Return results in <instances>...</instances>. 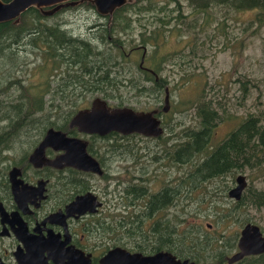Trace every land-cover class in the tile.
<instances>
[{
	"label": "flooded vegetation",
	"instance_id": "1",
	"mask_svg": "<svg viewBox=\"0 0 264 264\" xmlns=\"http://www.w3.org/2000/svg\"><path fill=\"white\" fill-rule=\"evenodd\" d=\"M69 7L71 6L61 8L51 15H44L54 18L61 14L62 18L43 29H58L66 39L79 38L87 41L96 47L95 51L105 54L114 53L116 46L126 58L133 52L140 51L137 67L143 75L135 79L138 88L144 89L139 91L141 94L138 97L159 95L158 99L154 98L158 102L164 94L163 105L161 108H132L143 112L156 109L154 116L160 120L163 132L155 137L136 132L122 134L110 131L100 135L80 131L70 124L71 119L79 110L90 108L95 98L105 100L110 108L120 107L111 105V99L103 98L106 94H119V89L118 93H114L112 86L92 84L90 77L82 75V65L91 61L93 52L86 53L85 50L74 47L67 48L63 42L58 43V49L54 53L66 55L54 56V59L44 58L39 64L35 58V71L46 72L43 78L36 81L27 66L29 62L17 63L19 58L16 56L19 53L16 48L10 49L11 42L8 48L15 52L14 57L11 53L10 58L13 61L12 69L19 73H8L6 69V73L0 75V264H102L103 257L116 249L144 256L171 252L174 215L178 214V223H183L184 214L188 210L186 199L188 200L191 186V163L185 154L182 155L181 164L174 162L169 153H159L161 149L157 148V142H161L157 138L163 137L165 127L168 129V122L164 117L166 118L169 107L167 111H163V107L165 89L169 92L170 106L172 67L168 69L169 76L165 62L160 67L166 70L165 76L156 72L146 61V54L153 47L148 43L135 44L134 40L126 52L120 43L113 42L112 37L107 34L106 38L111 42L105 44L102 41L103 24L96 22L89 26L88 29L93 31L91 35L89 30L74 33V27L66 26L72 15L76 17L77 13L85 10H92L102 17L109 18L111 15L101 14L96 9L72 10ZM94 27L97 28L92 30ZM95 32L99 34L95 35ZM10 35L16 37L14 44L23 38L14 31ZM120 37L123 42H127L126 37ZM0 38L5 39V45L8 43L6 36ZM23 41L22 51H27V54H37L39 47H46L45 44L32 45ZM45 47L40 51L41 57L46 53ZM89 54L91 57H86ZM121 65L123 66V61ZM89 69L87 66L86 70ZM119 80L121 90L129 87L128 83L123 82L127 80L125 76ZM160 80L164 84L157 91L153 81ZM120 95L123 96L121 93ZM49 129L62 133L67 139L84 143V151L97 163V170L83 169L76 165L81 163L89 166L91 164L88 160L52 163L66 154L67 148L71 158L76 157L82 146L70 141L69 146L63 148L60 147L63 146L60 141H53V145H46L42 150L39 145ZM183 134L187 139L188 132L183 131ZM151 142L152 146L149 147L148 143ZM38 149H41L42 154L33 162L31 156ZM150 150L154 151V155L147 154ZM152 162L155 163L153 168ZM180 169L178 173L177 170ZM121 170L127 176L114 178L113 172ZM151 171L154 172L153 177H162L159 187L151 186ZM174 173L177 175L174 176ZM199 173L201 176L207 174L202 170ZM238 175L239 173L233 177L232 186L226 188L227 196L228 191L236 186L235 179ZM113 178L114 187H111ZM217 179L219 178L210 181ZM174 189L178 200L175 204ZM79 196L84 200L74 205ZM184 200L186 202L181 210L175 211V206ZM212 213L218 219L216 213ZM185 231L186 229L177 234L185 236L184 244L187 245L189 242ZM238 237H235L231 251L227 247L229 242H225L224 247L229 253L224 252L223 259L217 264H229L227 258L238 250ZM209 238L215 239L216 232L209 234ZM249 257L255 259L250 258L249 263ZM246 263L264 264V252L246 255L231 264Z\"/></svg>",
	"mask_w": 264,
	"mask_h": 264
},
{
	"label": "rangeland",
	"instance_id": "2",
	"mask_svg": "<svg viewBox=\"0 0 264 264\" xmlns=\"http://www.w3.org/2000/svg\"><path fill=\"white\" fill-rule=\"evenodd\" d=\"M157 1L160 3L164 0ZM81 3L74 7L71 6L69 9L73 10L76 9V7L84 9V7L80 5ZM180 3L182 13L186 16V24L175 25L174 21L170 27L166 26V31L163 32V36L158 39V45L154 46V48H150L149 52L146 54V61L150 66L153 62H158L162 56L167 55L168 57L165 64H167L168 76V69L172 67L170 106L166 118L164 117L168 122V129L165 127L162 138H167L169 143H178L186 140L183 130L195 123L193 119L195 109H192L191 105L201 100L202 97H208L212 98L216 105L224 102L228 106L227 112H229L230 117V119L228 116L221 118L216 125L212 127L210 143L215 145L222 141V139L233 130L240 121V118H243L248 113H257L260 115L264 113V25L261 28L254 29L255 25H253L251 21L254 19L256 10L239 11L231 7L228 8L223 4H217L214 8L206 10L207 12L194 11V9L189 6L187 0H181ZM172 6H174V4L168 5L169 8ZM168 13L171 14V10ZM88 15H90V17H87ZM142 15L145 17L141 16L140 19L132 21V23L134 22V25L131 24L133 28L127 30L125 33L127 34L125 35L126 41L131 39L136 40L135 44L146 43V38L144 42H142L139 32L146 29L147 25L145 21L147 22L146 18H149L150 15L147 13ZM157 15L160 16V12H157ZM111 17H102L92 12V10H85L77 13L76 17L74 15L70 16L68 21L72 22L71 26L74 27V33L78 32V30L81 32L89 30L91 35L93 31H91L90 28L88 29L89 26L96 22L103 24L104 27L108 26ZM61 18L62 16L59 14L54 18H46L44 21L54 23ZM194 22L196 23V27L193 26ZM158 23L153 21L150 23V27H154ZM178 27H181L183 30L180 36H176L175 33H173ZM193 27H195L194 30L192 29ZM95 28L97 27H94L92 30ZM167 28H170V30L168 31ZM11 31L17 33L13 28H10L9 32ZM168 33L170 34L168 35ZM94 34L98 35L99 33L95 32ZM114 36L118 37L119 35L114 34ZM11 39L12 38H9L7 40L9 41ZM19 40L20 41L16 44L12 41V45L10 46V49L16 48L18 50L19 54L16 58L18 57L19 60L17 63L19 62V64H22L23 62H29L27 66L32 72L33 79L36 81L40 80L46 75V72L40 73L39 71H35L37 64H34V60L37 58V62L39 63L41 57L40 51H42L44 47H39L40 51L37 54H27V51H22L24 39L21 38ZM129 48L130 45L126 44L124 50L128 52ZM153 50L156 54L155 57L151 59ZM114 53L117 54L118 50L115 49ZM173 55L176 58L181 56V59L175 58L173 60ZM10 58V55L0 56V75L2 71L3 74H5L6 69L8 73H19L12 69L13 61H11ZM139 58L140 51L133 52L128 58L124 57L122 59L124 66L123 71L128 72V70H130L129 73H132L134 77L140 78L143 74L137 67ZM165 72L166 70L163 69V72H160V74L165 76ZM241 80H248L246 90H243V86L240 83ZM123 82L127 83V80ZM169 84L168 81V85ZM124 90L125 92L123 90L120 91L123 97H128V101H126L124 105L136 107L138 109L161 108L163 105L164 94L160 96V101L157 102L154 96L145 95L143 97H138L133 96L132 91L127 88ZM117 100L118 99H111L109 103L115 105ZM157 143H160V141ZM148 146H152V142L148 143ZM158 147L159 146H157V148ZM142 150L146 149L142 148ZM147 154L154 155V151L150 150ZM154 165L155 163L152 162V168ZM190 168L191 166L189 165V169ZM179 171H181V169L177 170L178 173ZM113 173L115 175L114 178L125 175L122 170ZM150 173L153 177L154 172L151 171ZM238 173L234 172L233 176H226L223 180L217 179L206 183L203 182L200 190H195L194 196L201 191H214L215 189L220 190L222 188L226 189L227 187H231L232 179ZM249 173L250 171L248 170H244V173H242L246 175L248 185L251 182L248 177ZM176 175L177 174L174 173V176ZM114 178L111 181V187H114ZM161 178L162 177H153L151 186L154 188L159 187ZM252 185L256 187L263 186L262 177H256L252 181ZM221 200L224 202L222 203ZM186 201L190 203V197L189 201L187 199ZM186 201H181L175 206L174 210L180 211ZM214 202L217 204L221 202L222 208H224L234 204L236 201L225 196V198L221 197L220 199L215 197ZM189 205L190 209L184 214V222L177 225V233H181L185 230L187 226L190 225V222H198L201 225V232L208 234L223 232L225 235H228V241L230 242V238L234 236L237 238L239 236L241 228L246 224L244 218L246 217L248 221H252L251 223L257 224L264 234V207L257 209L250 205H244L241 207V214L240 211L237 212L235 220L228 216L222 220H218L212 216L211 202H209V200H194L193 203ZM158 216L160 217L163 215ZM215 221H217V224H214ZM208 224H211V226ZM177 233L175 232V234ZM173 234L174 232L172 233V239H174ZM210 256H212V254L204 250V252L199 255V263L209 264L211 262Z\"/></svg>",
	"mask_w": 264,
	"mask_h": 264
},
{
	"label": "trees",
	"instance_id": "3",
	"mask_svg": "<svg viewBox=\"0 0 264 264\" xmlns=\"http://www.w3.org/2000/svg\"><path fill=\"white\" fill-rule=\"evenodd\" d=\"M9 1V0H2ZM181 0H164L158 2L157 0H131L126 2L123 6L116 8L112 13L109 25L101 28L103 33L102 41L107 44L110 43L106 38V35L112 37L113 42H118L124 48L126 44L133 45L134 40H128L127 42L123 41L122 37H125L127 30H131L136 19H140L141 16L145 17L142 14H149L147 19L146 29L140 31L139 34L142 42L146 38V43L151 46L158 45V39L163 36V32L166 31V26H171L174 21L175 25L186 24V16L182 13L181 10ZM189 6L197 11H205L211 8H214L215 5H226L228 8H233L236 10H256L254 19L251 21L255 25V30L261 28L264 25V0H187ZM174 4L171 8L168 5ZM191 4V5H190ZM84 9H95L94 4L90 0H86L80 4ZM74 7V6H72ZM71 8V7H69ZM77 8V7H76ZM171 10V14L168 12ZM157 12H160V16L157 15ZM198 13V12H197ZM199 14V13H198ZM163 15V16H162ZM187 15V14H186ZM47 17L44 16L42 11L34 6L27 9L23 12L18 21H6L0 23V37L6 36L7 39L12 38L5 45V39L0 38V56L1 55H10L11 53L14 57L15 52L9 50L8 46L12 41L16 40V37L10 35V28H13L17 31V35L25 41H28L30 44L34 45L35 43H40L41 45L45 44L46 53L41 57L39 63L44 58L54 59V56H65L66 54L54 53L58 47L56 45L60 42H63L67 45V48H76L77 50H85L86 53L92 51L86 57H91V61L84 63L82 66L84 69L81 71L82 75H86L92 79V84H106L114 88V93H118V90L121 91V82L119 78L126 76L127 83L129 87L128 90L132 91L133 96H139L143 91V87L138 88L137 79L132 75V73L123 71V66L121 65L122 59L125 55L120 51L119 47L116 46L115 49L118 50V53L108 54L102 53L100 51H95L96 47H93L87 41H83L79 38L66 39L63 37L62 33L58 32V29L49 27L48 29H43L44 26H49L52 23L44 21ZM160 22L154 27H150L151 22ZM72 22H69L66 26L70 27ZM196 23H193L195 26ZM73 27V26H72ZM196 27V26H195ZM195 27L192 29L194 30ZM169 31L170 28H167ZM182 28L178 27L173 31L175 35H182ZM23 34V35H22ZM114 34L119 35L118 37H113ZM170 33H168L169 35ZM167 36V33H166ZM96 40V39H94ZM120 40V41H119ZM92 47V48H91ZM52 49V50H51ZM14 50V49H12ZM51 50V51H50ZM6 53V55H5ZM156 52L152 51L151 59L155 57ZM12 57V56H11ZM167 55L162 56L158 62H153L151 66L156 72H163V69L160 68L161 65L166 61ZM176 57L173 55V60ZM176 59H181V56H178ZM120 62V64H118ZM38 63V64H39ZM81 66V65H80ZM89 66L90 69L86 70V67ZM3 74V71L1 72ZM115 76V78L113 77ZM83 80V84H84ZM154 87L159 91L164 84L163 81H153ZM241 85L243 90H246V85L248 80H241ZM125 92V90H123ZM159 96V95H158ZM155 96V99L159 97ZM103 98L106 99H118L116 106H122L128 97H123L119 94H106ZM79 105V103H78ZM192 109H195V115L193 119L195 120V125L185 128L183 131L188 132V138L182 142L178 143H169L167 138L159 137L158 140H161L158 143L159 153H169L174 162L181 164L183 160L182 155L185 154L188 157L189 162L191 163L192 172L190 173L191 186L189 188L190 203L187 204V208L190 209V205L194 200L211 202L212 212H215L218 220L224 218L232 217L236 219V214L240 211L241 207L244 205L253 206L257 209L264 207V113L263 115L257 113H248L243 118H240L238 124L233 128V130L224 138L222 141L218 142L215 145L210 144L211 140V130L214 125L221 119L226 116L229 117V112H227L228 106L222 102L216 105L212 98L202 97L201 100L197 101L195 104L191 105ZM230 119V117H229ZM183 140V139H182ZM162 146V147H160ZM210 146L212 148L210 149ZM200 167L202 169H200ZM199 170L206 172V175L201 176ZM244 170L250 171L248 177L251 182L247 188L243 191L241 199L237 200L234 204L229 205L228 207L222 208L221 200L220 204L214 202L215 197L220 199L221 197L227 196L226 189L222 188L217 191H201L196 196H194L195 190H200V185L204 182H209L210 179L219 178L223 180L226 176L232 175L236 172L239 174L244 173ZM241 172V173H240ZM235 175V174H234ZM256 177H262L263 186L256 187L252 185V181ZM176 184V183H175ZM174 204L176 201V189H174ZM199 196V198H198ZM194 198V199H193ZM174 222V231L177 233V225L179 224L177 217L178 214H175ZM247 222L246 217H244ZM190 225L186 228L187 238H188V250L187 245L184 244L185 236H180L175 234L173 246L170 247V251L175 253L177 256L185 259H190L199 263V255H201L204 250L212 254L210 256L211 262L209 264H217L221 261L224 256V252L228 253L225 249V242H229L228 235H225L223 232H216V238H209L208 233L201 232V225L198 222H190ZM217 224V221L214 222ZM213 225V223H212ZM236 236L230 238V242L227 244L229 250L234 248V239ZM231 240L233 243H231ZM185 246V247H184ZM208 257V255H207ZM250 258L255 259L254 257L247 258V262H251Z\"/></svg>",
	"mask_w": 264,
	"mask_h": 264
},
{
	"label": "water",
	"instance_id": "4",
	"mask_svg": "<svg viewBox=\"0 0 264 264\" xmlns=\"http://www.w3.org/2000/svg\"><path fill=\"white\" fill-rule=\"evenodd\" d=\"M82 0H9L7 2L0 0V23L6 21H18L19 16L30 7L34 6L42 11L44 15H51L57 10L78 5ZM95 9L101 14L112 15L116 8L123 6L126 2L131 0H90ZM164 107L163 111H167L169 107V92L165 89ZM157 110L148 112L136 111L129 106H120L110 108L105 100L95 98L92 105L88 109L79 110L71 119V125L76 126L80 131L87 133H97L104 135L110 131L120 132L122 134H129L132 132L141 133L146 136H159L163 129L160 125V120L154 116ZM53 141H60L65 148L69 146L70 141L82 146L81 152L74 158H71L68 148L66 154L60 158L52 161L58 163L62 160L70 163V161H87L91 164L84 166L81 163L76 165L79 168L97 170V163L89 157L84 151V143L80 140H70L60 132H55L49 129L45 138L39 145L43 148L46 145H53ZM56 147V146H55ZM59 147V146H58ZM40 149V150H41ZM34 152L31 156V161L36 162L39 159L41 151ZM43 156V155H42ZM100 172V170H98ZM236 186L228 191V196L235 201L239 200L245 187L247 180L245 175L239 174L236 177ZM82 196L77 197L74 205L82 200ZM73 207V206H72ZM237 252L233 253L227 258L229 264L244 257L246 255H256L264 252V235L260 227L248 222L239 232L237 241ZM109 261V262H108ZM102 264H196L190 259L177 258L171 252H158L154 255L144 256L141 253H129L123 250H113L109 252L101 260Z\"/></svg>",
	"mask_w": 264,
	"mask_h": 264
}]
</instances>
